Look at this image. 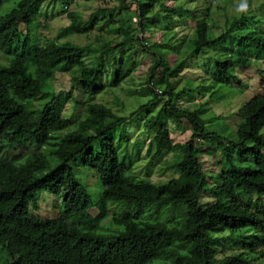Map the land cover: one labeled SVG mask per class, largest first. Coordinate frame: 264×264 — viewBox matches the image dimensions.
Returning a JSON list of instances; mask_svg holds the SVG:
<instances>
[{
    "label": "trees",
    "instance_id": "1",
    "mask_svg": "<svg viewBox=\"0 0 264 264\" xmlns=\"http://www.w3.org/2000/svg\"><path fill=\"white\" fill-rule=\"evenodd\" d=\"M45 1L15 0L12 7L0 14V54L6 59L5 64H0V264H155L160 260H168L169 264H253L263 256L260 248L264 246V136L260 129L264 124V92L240 105L233 134L227 136L204 129L199 107H176L167 84L164 90L168 91V99L150 118L147 129L150 140L145 152H151L149 161L155 162L172 154L174 158L167 167L175 176L158 183L127 174V169L138 161L142 144H135L129 155L126 133L121 131L117 139L109 135L125 117L117 116L102 103L92 102L107 81L116 85L138 64L129 53L131 47L149 52L150 42H145L144 35L156 24L161 41L165 40L164 48L175 52L186 49L194 57L207 47L233 38L241 55L216 56L210 72L216 83L241 87L232 68L243 67L248 54L256 48L264 53V33L257 29L262 20L241 15L215 35L208 23L210 9L223 8L219 5L227 0H170L173 2L170 7H161L169 0H119L115 14L118 26L114 30L115 36L123 39L111 43L94 34L84 44L61 40L101 29L110 23L112 16L106 8L94 10L86 19L67 13L72 17L69 23L27 56L24 51L35 26L33 17ZM60 2L63 7L68 4V0ZM133 4L138 33L131 39L129 34L135 28L129 25L130 20L124 23L120 11H131ZM158 19L162 23L158 24ZM182 19L193 25L188 35L177 36L174 45L173 37L164 39L163 35L176 31L181 26L179 20L184 22ZM107 30L114 32L109 27ZM94 42H98L97 48L92 46ZM153 59L150 78L154 68L162 64L159 56ZM166 68L170 75L174 74L172 68ZM56 72L68 73L70 81L82 90L87 107L74 131L53 141L51 134L72 123L62 115L67 97L62 98L61 93H54L50 87ZM184 91L191 101V88ZM158 94H162L161 90L144 87V95L158 97ZM69 99L75 106L83 104L74 97ZM179 118L188 122L190 138L184 143H173L166 121ZM42 132L47 134L49 141L45 143L51 146L49 157L54 164L39 151L22 162L2 156L5 147L38 143ZM195 138L220 146L224 165L209 186L193 143ZM122 151L124 154L119 158ZM79 154L81 165L96 175L99 187L96 200L71 167V161ZM126 157L129 158L125 160ZM40 190L59 197L62 211L56 218L29 214L32 195ZM202 192L219 196L220 204L215 211L203 209ZM109 204H115L119 213L109 218L107 229L112 230L108 234L98 233L101 222L108 217ZM32 206L36 207L34 201ZM90 208L96 211L92 219L78 225L76 216ZM219 239L233 242L239 250L217 256L215 246Z\"/></svg>",
    "mask_w": 264,
    "mask_h": 264
},
{
    "label": "rangeland",
    "instance_id": "2",
    "mask_svg": "<svg viewBox=\"0 0 264 264\" xmlns=\"http://www.w3.org/2000/svg\"><path fill=\"white\" fill-rule=\"evenodd\" d=\"M60 1L46 0L35 13L33 17L35 26L29 33L24 51L27 56H31L33 51L39 48L45 40L53 38L59 28L69 23L70 18L74 16V18L86 19L91 12L98 8L110 10L112 16L108 25H103L104 27L101 29H94L86 36L71 35L61 40L67 39L77 44H84L90 41L94 34L110 40L111 43L123 39L122 36H115L116 32L114 30L118 26L115 20V14L118 11L119 0H68V4L64 7ZM138 1L142 2L143 0ZM263 1L227 0L220 3L219 6L223 8L215 10L213 9L214 6H212L213 8L210 9L212 13H210V19L208 20L210 29L217 35L225 30L231 19H237L241 15H252L253 19L258 18L262 20L263 23L257 26V29L261 33H264ZM14 2L15 0H3L0 7V14L5 13L12 7ZM245 3L247 4V10L241 11V6ZM163 4L161 7L165 5L166 7H170L173 5V2L169 0ZM198 4L196 3V5ZM183 6V8L187 7L186 5ZM130 10L129 12L120 11V13L124 19V23L128 24V20H130L129 25L135 28L129 34V37L133 39L138 33L136 24L138 18L135 15L136 13L134 14L133 12L135 11L134 4L130 6ZM67 13L68 15L72 14V17H68ZM173 18L175 19L176 16L173 15ZM182 20L184 22L179 20L181 26L177 27V33L174 30L163 35L164 39L173 37L172 42L174 45L177 43L175 42L178 39L177 36L182 34L188 35L193 25L187 19ZM160 21L162 23V19L158 21V24ZM156 25L149 27L147 30L151 34V37L148 35L149 33L144 35L146 36L145 42H150L148 53L134 47H131L129 50V53L138 62L130 75L116 85H109L107 81L100 94L92 98V102L102 103L109 107L117 116L125 117V120L117 124L109 132V135L117 139L121 131L125 132L128 137L127 150L129 151V155L134 151L135 144H142L138 161L127 169V174H132L140 178H148L152 182L158 183L175 176V173L167 167V164L174 158L172 154H167L162 160L155 162L149 161L151 152L149 154L145 152L150 140L147 130L150 124V118L156 113L160 105L168 99V91L166 92L164 87L169 84L171 88L170 97L172 100L174 97L173 103L176 107H199L201 109L200 118L204 121V129L206 131H213L229 136L233 134L234 125L238 121V109L240 105L255 94L264 92V53L256 48L252 53L248 54L245 60L246 64L244 63L245 65L243 67L235 65L232 68V72L238 77L241 87L216 83L211 75L212 72H210L211 61L216 56L217 58H222L227 57V55H241L240 51L236 50L238 47L233 38L229 37L227 43L221 42L218 46L207 47L203 53L194 57L193 55L190 56L186 49L175 52L172 48H164L165 40L161 41V35L157 31L158 27H155ZM108 27L113 29L114 32L109 33L107 30ZM154 43L157 46H151ZM127 44L125 43V47L129 46L130 48V44ZM92 46L97 48L99 44L98 42H94ZM235 50L237 54H235ZM125 54L126 52L123 55ZM156 55L162 59V64L154 68V74L150 78V69L154 65L153 58ZM5 63L6 59L0 54V64ZM167 66L172 68L175 75L169 74L170 70L167 71ZM159 74L160 77H158ZM149 79L150 82H148ZM145 86H153L161 90L162 94H158V97L144 95ZM200 86L207 87V90L202 91V87ZM50 87L54 93H61L62 98L67 97L63 101L64 108L62 115L72 121L69 127L51 134V136H54L53 141H56L65 133L74 131L77 126V120L83 117L84 107H87V102L83 99L82 90L70 81L68 73L56 72L54 78L50 81ZM189 88L193 91V99L191 101H188V98H186L188 92L184 91ZM199 92L203 93V95H200ZM70 97H74L79 102H83L82 106L73 105L71 99H69ZM130 113L132 114L129 115ZM92 115L89 113L90 117H93ZM98 120L100 119L98 118ZM166 125L169 137L173 143H184L190 138V127L185 119L167 120ZM90 131H93V128H90ZM260 133L264 136V124L260 129ZM46 141H49L47 134L42 132L38 143L14 144L5 147L3 148L2 156L6 160L22 162L35 151H39L48 156V161L52 165L54 161L49 157L51 146L45 143ZM193 141L197 149L198 159L206 175V185H212L216 174L220 170L219 168L224 165V162L220 158V146L207 140L201 141L199 138H195ZM93 147L96 148L97 146L94 144ZM123 154V151L118 153V157L121 158ZM128 158L126 157L124 159L127 160ZM80 159L81 154L76 155L70 163L71 167L78 180L85 185L92 199L96 200L99 197L96 175L92 169L82 166ZM45 170H47V167L45 169L41 168L40 173ZM218 199L219 196L207 192H202L200 195L201 205L207 212H213L218 208L220 204ZM33 201L36 203L35 208L32 206ZM61 211L62 203L59 197L46 190L35 192L28 205L29 214L38 218H56L60 215ZM95 212L94 208L82 211L76 216L75 222L78 225L86 224L92 219ZM118 213V207L115 204H109L108 217L101 222V226L97 229V232L108 234L112 230L107 229L109 228L108 220L112 215H117ZM215 247L217 256L233 254L239 250L236 244L225 239H219ZM260 249L264 252V246H261ZM155 264H169V262L168 260H160ZM253 264H264V255L254 260Z\"/></svg>",
    "mask_w": 264,
    "mask_h": 264
},
{
    "label": "clouds",
    "instance_id": "3",
    "mask_svg": "<svg viewBox=\"0 0 264 264\" xmlns=\"http://www.w3.org/2000/svg\"><path fill=\"white\" fill-rule=\"evenodd\" d=\"M246 10H247V4L245 3L241 6V11H246Z\"/></svg>",
    "mask_w": 264,
    "mask_h": 264
},
{
    "label": "built area",
    "instance_id": "4",
    "mask_svg": "<svg viewBox=\"0 0 264 264\" xmlns=\"http://www.w3.org/2000/svg\"><path fill=\"white\" fill-rule=\"evenodd\" d=\"M133 20H135V19H133Z\"/></svg>",
    "mask_w": 264,
    "mask_h": 264
}]
</instances>
